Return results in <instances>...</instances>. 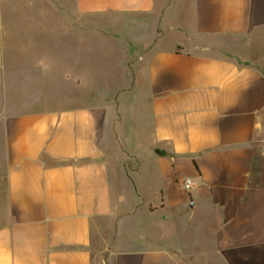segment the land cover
<instances>
[{
	"label": "crops",
	"instance_id": "0c3cea01",
	"mask_svg": "<svg viewBox=\"0 0 264 264\" xmlns=\"http://www.w3.org/2000/svg\"><path fill=\"white\" fill-rule=\"evenodd\" d=\"M44 2L15 61L0 0V264H264V0Z\"/></svg>",
	"mask_w": 264,
	"mask_h": 264
},
{
	"label": "rangeland",
	"instance_id": "374dc122",
	"mask_svg": "<svg viewBox=\"0 0 264 264\" xmlns=\"http://www.w3.org/2000/svg\"><path fill=\"white\" fill-rule=\"evenodd\" d=\"M44 3H46V8L44 10ZM57 15L56 8H50V4L44 2V0H3L2 4V23H3V35L4 43L7 47H11L12 43L14 47L7 50L8 54L13 56L15 61H19L22 57L21 45L25 42V36L19 35L20 27H25V25L17 24L16 20L19 17H26L29 15ZM15 21V23H13ZM21 31L23 29L21 28ZM22 38V39H21ZM105 61H102V59ZM109 58V61H108ZM110 56L99 55V72L97 74L98 81L100 84L111 85L112 83H117L121 81L122 72H120L116 67H113L110 62Z\"/></svg>",
	"mask_w": 264,
	"mask_h": 264
},
{
	"label": "built area",
	"instance_id": "2783aa9c",
	"mask_svg": "<svg viewBox=\"0 0 264 264\" xmlns=\"http://www.w3.org/2000/svg\"><path fill=\"white\" fill-rule=\"evenodd\" d=\"M194 184V181L191 178H185L181 185L184 189H189Z\"/></svg>",
	"mask_w": 264,
	"mask_h": 264
}]
</instances>
